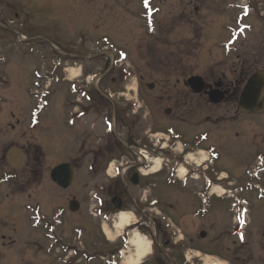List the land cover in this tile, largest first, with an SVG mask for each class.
<instances>
[{"label": "rangeland", "instance_id": "374dc122", "mask_svg": "<svg viewBox=\"0 0 264 264\" xmlns=\"http://www.w3.org/2000/svg\"><path fill=\"white\" fill-rule=\"evenodd\" d=\"M13 2L20 9L26 7L30 2L35 4L37 8L42 6L44 11H31L30 16H28L29 19L32 18L31 20L38 24L39 30L42 31L41 34L33 39L26 37L28 42L23 45H20V37L15 39L19 51L25 50L28 53H33V56L23 58L19 55L14 57V62L10 61L4 66V62H0V234L15 241L12 248H8L2 247L0 240V264H59L56 258L59 257V254L66 255V252H62L60 246H56L55 240L47 239L46 224L56 217L54 214L60 215V225L66 232V235L64 233L58 235L57 238L60 241L69 246L78 247L77 243H73L72 238L78 232V228L74 225L81 223L86 228H90L93 233L91 245H87L86 252L88 254L106 253L109 247L105 240L108 241L109 236L104 231V240L100 234L99 222H96L88 212L92 204L89 194L91 188L82 182L84 190L80 188L78 193L71 190L67 193H61V196L57 198V191L50 183H47L46 178H48L49 171L54 168L58 156L66 158L65 155H59V149L64 147L63 134L66 133L68 147L74 146L76 140L74 133L59 130L66 97L59 83L53 80L49 96L41 98L40 93L47 91L43 87L48 81L47 77H49L46 74L53 71L55 66L54 63H51L53 59L49 60L51 55H48L47 62L44 63L36 55L41 49L39 45L43 43L49 47V50H52V44L57 43L61 31L63 33L69 31L70 34L81 32V34L88 35H93L95 30H99L101 35L110 32L116 38L114 44L121 49L123 48V51L128 55L124 64H127L128 71L131 73L129 77L132 75V77L138 78L140 75L138 71H140L146 81H163L161 82L162 93L173 96V92L181 90L180 86L176 87V81L178 79L181 81V77L189 79L190 75L191 77L201 74L203 76L214 69L213 72L217 75L223 71L231 80L234 79L235 58L233 56L237 51L234 50V52L225 54L222 47L231 38L232 28L237 27L234 21L238 11L233 10V7L238 3V0H148L147 3H143V0H14ZM224 4L228 8V12L225 13L223 12ZM21 18L22 16L18 18V23L14 24V29H19L18 24H20ZM92 22L95 24L94 29ZM251 23L247 21L250 30L245 32L246 35L240 38L239 42L234 44L235 46L233 45L247 58L250 57L249 55L255 46L256 36L258 37L260 34L256 31L261 32L263 30L255 22L253 23L255 24V31ZM29 34L32 35L33 32ZM194 38L195 41L200 38L202 48L196 49L192 43ZM84 39H90V37ZM140 45H143L145 50L149 48L147 60L141 58ZM181 45H185V48L189 47L188 45L193 46L189 50L193 52L194 57L188 59L189 68L187 66L179 71L174 68L175 64L172 66L169 62L174 63L175 57L182 58L185 55L183 52L179 55ZM88 47L84 53H93V51L90 52L89 45ZM46 51L48 50L46 49ZM53 57L56 59L57 54L53 53ZM104 59L105 57L101 56L98 61L93 59L92 64L85 66L83 63L77 64V67L65 66L67 68L65 75L73 79L77 73H72V71L80 70L79 67L82 64L85 74H100L101 61ZM185 61L186 58H183V62ZM60 72L61 69L55 72V75L62 76L63 74ZM107 77V79L105 78V86L109 84L110 75ZM128 86L135 88L132 82H128ZM37 94L40 96L36 97ZM168 95L165 96L164 103L157 107V110L163 108L161 109L163 111L169 106L166 101L169 98ZM41 100L46 105L45 109L42 107ZM156 111L155 120L160 122L161 126H165L164 121L167 118H164L162 114L160 117ZM228 125L226 123L217 125L213 121L208 125L209 148L207 150L213 156L217 155V158L212 161L209 171L205 175L216 178L219 173H223L226 180L233 182L238 187L246 188L235 196L240 201L244 200L248 209L247 216L243 217L247 224L241 231L244 232L246 239L244 243H249L251 246V243L255 244L256 237L259 238L256 233L261 222L264 221V215L260 214L262 207H264V201L260 200L261 198L264 199V195L261 196L260 192H254L252 189L256 185L255 174L252 172V168L255 166L253 151L250 146L244 145L242 141L237 142L233 138L235 132L232 133L233 137L230 136V139L225 138L221 132L224 131L225 133L227 129L233 130V127ZM145 126L147 129L152 126L151 117H146ZM220 130L222 131L220 132ZM36 146H39L40 151L42 150L45 155L42 165L38 170L35 169L41 174L40 188L35 183L29 185V180L23 174L25 170L22 171V168L25 167L24 164H26L25 158L32 155L33 151L38 148ZM211 147H214L215 150ZM73 155L71 154L69 158ZM189 160L194 167L197 161L196 156ZM180 170L182 171V169ZM84 171L85 169L80 173H84ZM7 179L9 180L7 181ZM4 181H7L5 185ZM99 182L103 181H97V184ZM161 182H163L162 178ZM27 186L28 191L24 194L18 193L20 191L18 189ZM218 187L220 186L214 185V193H220ZM171 189L173 192L175 191V189ZM6 190L11 197H6ZM147 193H149V196L146 195L148 200L155 197L154 192L148 191ZM166 194H169L168 196L164 194L166 207L162 204L161 209H159L162 215L167 216L169 222L173 223L171 231L176 233L175 243L184 245L182 250L177 252L179 256L187 247L196 249L197 246L208 242L210 250L216 254L220 252L221 256L224 257L220 255H217V258L216 256L214 258L204 257V264H228L231 256L241 254L235 251V246H237L235 243L239 241L237 233L240 223L236 222V217L238 218L239 215L234 210L236 208L234 197L223 199L216 198L214 195L209 197L206 212L197 218L193 216V209L190 211L187 209L188 213H179L175 207L174 211L170 210L168 206L175 204L177 206V199L182 202L181 205L185 208L184 200L175 197L176 193L172 194V192L167 191ZM29 195L32 196V199ZM68 196L75 197L86 210L83 208L77 214H70L64 210V208H68ZM34 198H37L36 201ZM193 199L196 201L195 205L201 208V198L195 195ZM188 200L190 201L187 198L185 202L187 203ZM128 206V210H131L130 203ZM34 218H38L39 221L37 222ZM239 220H241L240 216ZM202 232L205 233L206 240L198 241L201 238L199 234ZM55 234L57 235L56 231ZM113 236H115L114 233L110 234L111 239L115 240ZM170 237L168 235L166 239ZM82 238L84 240L87 238L84 230ZM147 239L150 241L149 237ZM50 241H53V244ZM81 246H85L83 242H81ZM247 248L249 253L252 252L249 247ZM225 249L230 250L229 255L226 252L222 254ZM166 253L169 254L167 251ZM46 254L49 255L48 260H46ZM252 254L256 258L255 253L252 252ZM134 255L131 253L129 257H134ZM179 256L177 257L180 263L181 258ZM192 257L193 253L189 251L184 253V259H188L189 262L195 261Z\"/></svg>", "mask_w": 264, "mask_h": 264}, {"label": "flooded vegetation", "instance_id": "af4514ba", "mask_svg": "<svg viewBox=\"0 0 264 264\" xmlns=\"http://www.w3.org/2000/svg\"><path fill=\"white\" fill-rule=\"evenodd\" d=\"M13 1L0 0V62L3 61V65L10 61L14 62V57L19 55L23 58L28 57L27 51L18 50L15 44L17 37L24 36L27 39H33L42 33L38 24L28 16L31 11L42 12L44 8L42 6L37 8L35 4L29 2L26 7L20 9ZM223 7V12H228L226 4ZM234 7L233 10L238 11L234 21L237 27L233 28V33L237 38L235 44L246 35L245 32L249 31L247 21L256 22L258 27L263 30L256 31L255 24L251 23L253 29L260 34L258 37L256 36L255 46L248 58L243 56L234 47L235 45L223 47L225 54L237 51L233 56L235 58L234 79L231 80L223 71L217 75L213 72L214 69L203 76H201L202 74L198 75L205 83V88L200 94H194L186 83L188 79L185 77H181V81L180 79L176 81V87L180 86L181 90L173 92V96L162 93L161 82L163 81H146L140 71H138L140 74L138 78H128L131 73L127 70V64H124L125 60L123 61L120 56L121 50L122 53L125 51L114 44L116 38L110 32L101 35L99 30H95L93 35H88L81 34V32L70 34L69 31L66 33L61 31L57 43H54L58 54V69H61L63 74L59 76L58 83L66 96L59 130L74 133L76 142L74 146L68 147L66 133L63 134L64 147L59 149V155H65L66 158L58 156L54 165V167L61 164L71 166L72 182L70 186L67 189H60L54 184L51 185L57 191L56 197L59 198L61 193L71 190L78 193L81 189L84 190L82 182H85L86 186L91 188L89 190L90 197L103 200V204L99 208L102 214L108 216L110 231L115 234L116 238L108 244V252L103 254L108 257L110 263L121 264L122 259L135 252V247L131 244L135 235H146L151 241V256L143 260L141 264H181V262L183 264H204V257H207L209 252L214 253L209 249L208 242L201 246L195 245L198 247L196 249L187 247L179 256L177 252L181 251L184 245L175 243L176 233L173 234L171 230H168L170 226L166 227L167 217L160 212L167 191L172 194L176 193L175 197L184 200L185 208L182 207V202L177 199V206L176 204L168 206L170 210L175 207L179 213H188L190 209H193V216L198 218L205 212L203 206L200 208L195 205L196 201L193 197L197 195L199 198L202 196L201 194H208L213 184L220 185L229 191L236 189L239 193L246 189L236 186L229 180L221 183L218 179L206 176L202 167L196 169L191 165L190 158L205 154L209 148L208 125L211 121L217 125L229 124L228 126H232L233 130L227 129L225 133L220 130L225 138L230 139V136L233 137L232 133L235 132L233 138L237 142L242 141L244 145L250 146L255 159L253 173L256 179V185L252 189L254 192H260L261 196L264 195V97L262 106H258L254 111L243 110L240 106L249 78L254 75L264 76V0H238ZM20 16L22 18L17 30L14 29V24L18 23ZM94 26L95 24L92 22L93 29ZM30 32L33 34L30 35ZM87 37H90L91 40L84 39ZM27 39L25 40L27 41ZM24 43L20 42V45ZM192 43L194 42L192 41ZM88 45L91 48L90 52L93 51V53H84L89 48ZM39 46L43 56L49 54L46 51V45L42 43ZM184 46L181 45L179 55L182 52L185 55L182 58L175 57L174 63L169 62L172 66L175 64L174 68L179 71L187 66L189 68L188 59L194 57L193 52L189 50L193 46L188 45L187 48ZM147 50L143 45H140L139 51H142L141 58L143 60L144 58L147 60ZM101 56L105 57L104 61H101V75L99 73L85 74L83 64L84 66L92 64L93 59L98 61ZM183 58H186L185 62H183ZM81 63L83 64L79 67L80 70H75L79 72L73 79L65 75L67 72L65 66L77 67V64ZM109 75V84L105 86V80ZM189 77L191 78V75ZM128 82H132L135 88L131 86L129 88ZM209 90H219L224 93L220 104H210L207 94ZM256 91L257 88L254 93ZM131 92L134 93L130 94ZM166 95L169 97L166 100L169 106L163 111L161 110L163 108L157 110V107L164 103ZM149 109L153 111H147ZM155 111L159 116L162 114L164 118H167L164 121L165 126H161L160 122L155 120ZM146 117H151L152 126L148 129L145 126ZM71 154L74 155L69 158ZM43 158L45 159L44 153L38 149H35L28 157L26 168L28 177L26 174L24 176L29 180V185L33 181L36 185V181L41 180L40 172L35 169L38 170L42 165ZM157 163L160 168L156 173H153ZM111 167L114 168L112 173ZM84 169V173H80ZM180 169L185 171L183 175H181ZM48 176L50 177V171ZM161 178L163 182H161ZM100 180L103 182L97 184V181ZM171 188L175 191L173 192ZM20 190L26 192L28 186L21 187ZM148 191L154 192L155 197L148 200L146 196L149 194ZM29 196L32 198L31 195ZM68 197V203L75 199L73 196ZM144 197L145 201L143 202ZM187 198L190 199L189 203L185 202ZM141 200L142 203L139 202ZM260 201H264V199L261 198ZM93 202L91 200L92 209L97 208L98 206ZM129 203L132 205L136 221L121 235H118L114 226L115 216L120 211L128 210ZM260 214L264 215V207ZM80 227L82 226L80 225ZM55 230L59 234L63 233L62 227ZM257 234L259 238L256 237L255 244L251 243V246L249 243L243 244L236 241L235 251L241 254L231 256L228 264H250L251 262L252 264H264V221L261 222ZM168 235L171 237L166 239ZM199 235L201 238L198 241L206 240L204 232ZM247 247L255 253L256 258L252 252L249 253ZM186 251L193 253L192 258L195 261L189 262L188 259H184ZM229 251V249H225L222 254L226 252L229 255ZM220 254L219 252L216 255ZM177 256L181 258L180 263Z\"/></svg>", "mask_w": 264, "mask_h": 264}, {"label": "water", "instance_id": "95a60500", "mask_svg": "<svg viewBox=\"0 0 264 264\" xmlns=\"http://www.w3.org/2000/svg\"><path fill=\"white\" fill-rule=\"evenodd\" d=\"M188 84L195 93L202 92L204 88V84L200 78H192L188 81ZM255 88H257V91L254 93ZM263 93L264 77L262 75H255L251 78L245 89L240 106L243 110L254 111L259 105V102L263 99ZM209 97L213 104H218L223 98V96L216 91L211 92ZM51 179L60 187L66 188L71 181V168L68 165L56 167L51 172ZM71 210L76 211L77 208H72Z\"/></svg>", "mask_w": 264, "mask_h": 264}, {"label": "bare ground", "instance_id": "6f19581e", "mask_svg": "<svg viewBox=\"0 0 264 264\" xmlns=\"http://www.w3.org/2000/svg\"><path fill=\"white\" fill-rule=\"evenodd\" d=\"M72 73H78L77 71H72ZM181 175L185 173L184 170H182ZM131 215L128 213H121L120 218L118 220L117 227L118 229H123L126 226H128L131 223ZM107 236L110 237V234L107 229H105ZM133 246L135 247V256L131 257L127 264H139L141 260L149 253V243L145 239L141 238H134L132 241Z\"/></svg>", "mask_w": 264, "mask_h": 264}, {"label": "snow or ice", "instance_id": "6c2138e0", "mask_svg": "<svg viewBox=\"0 0 264 264\" xmlns=\"http://www.w3.org/2000/svg\"><path fill=\"white\" fill-rule=\"evenodd\" d=\"M145 3H147V0H145Z\"/></svg>", "mask_w": 264, "mask_h": 264}]
</instances>
